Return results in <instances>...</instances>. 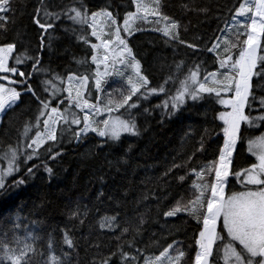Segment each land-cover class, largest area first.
<instances>
[{
	"label": "trees",
	"instance_id": "obj_1",
	"mask_svg": "<svg viewBox=\"0 0 264 264\" xmlns=\"http://www.w3.org/2000/svg\"><path fill=\"white\" fill-rule=\"evenodd\" d=\"M146 2L154 6V0ZM240 2L243 0H168L164 14L178 23L177 34L184 44L163 35L162 29L169 21L156 23L155 16L136 21L132 35L126 38L128 47L139 61L142 74L149 79V86L164 88L163 92L157 91L152 97L146 94V98L141 97L139 101L133 96L132 101L138 103L133 111L115 112L135 122L137 135H124L114 142L89 133L77 140L74 133L81 129L80 124H59L57 133L61 143L52 151L60 155L55 160L47 156L38 160L35 156L28 159L27 143L38 130L44 131V117L39 116L36 97L25 89L31 85L62 114L67 108L71 121L78 111L66 99L68 76H94L97 71L91 60L90 44L95 42L90 36L91 30L87 24H78L64 13L71 16L69 9L84 4L90 15L91 11L106 6L105 10L112 12L121 26L128 13L136 12L137 6L132 0H11L14 11L4 22L10 31L0 30V46L14 44L9 66L31 73V78L28 84L13 86L20 93L18 103L1 119L0 164L6 166V161L15 154L19 171L9 183L33 164L39 168L34 169V177H25V184L0 195V236L10 230L14 222L20 223L23 226L16 234L21 240L29 233L42 237L53 245L49 255L62 259L61 247L67 250L61 243L63 235L71 233L70 238L78 245L72 253V264H93V261L100 264L106 256L111 257L114 264L124 261L144 264L145 260L159 256L173 241H179L174 247L185 251L184 264H193L194 237L199 225L185 212L174 217H165L163 213L175 207L178 201L182 205L194 198L193 184L198 185L201 180L193 173V168L201 172L204 183L212 181L214 172L207 169L217 162L222 145V133L216 127L221 122L215 117L224 109L211 100L186 99L175 114L167 113L171 97L191 87L190 69L202 62L199 79L217 70L215 55L203 49L205 45L211 47L216 38L222 36ZM201 6L207 8L206 14L197 10ZM57 15L58 20L54 19ZM33 17L53 23L54 27L41 29L33 23ZM108 29L109 25L106 32ZM83 39L89 40V44H84ZM188 43L198 47L190 49ZM34 57L39 58L35 67ZM11 78L21 79L18 75ZM89 82L90 100L96 101V92L92 90L94 81ZM118 85L120 81L116 78L109 80L101 99L106 101V93L119 90ZM251 92L252 108H246V114L252 117L253 127L242 125L246 130L244 139L238 140L234 154V165L238 167L257 163L248 154L247 144L264 135V119H258L264 116V107L260 104L264 98V80L253 77ZM165 103L168 109L163 107ZM144 108L149 112H144ZM205 129H209L211 135L205 134ZM202 138L207 151H197ZM44 148L47 143L40 151ZM44 162L52 168L51 173L43 170ZM234 190H240V186ZM17 216L19 221H16ZM169 251L174 256L175 252ZM120 252L125 256L119 257ZM216 264L223 263L216 260Z\"/></svg>",
	"mask_w": 264,
	"mask_h": 264
},
{
	"label": "snow or ice",
	"instance_id": "obj_2",
	"mask_svg": "<svg viewBox=\"0 0 264 264\" xmlns=\"http://www.w3.org/2000/svg\"><path fill=\"white\" fill-rule=\"evenodd\" d=\"M132 3L137 6V12L144 8L139 0H132ZM167 3L168 0H163V2L154 0V6L145 11L148 15L158 18L156 23L161 20L169 21L162 29L163 35L170 41L184 44L185 41L177 34L178 23L170 20V17L164 14L163 9ZM105 7L102 6L99 10L91 11L89 15L84 4H81L79 8L69 9L73 15L69 16L68 12L64 13L68 19L74 20L78 24H87L91 30L90 36L95 41L90 44L91 60L97 66L95 75L73 76L70 74L68 76L69 86L65 88L68 104L84 113L83 127L74 133V138L77 140L82 139L89 132L95 133L102 139L107 137L114 142L119 141L122 133L136 136L135 125L131 120L121 119L119 116L111 114L120 109H124L125 112L135 109L137 101L141 97L146 98V94L164 91L163 87L149 86V79L142 74L140 63L133 57L132 49L126 42V38L132 35L129 19L133 13H128L125 17L122 36L115 15L106 11ZM197 10L207 13V8L204 6ZM12 11L14 10L11 7V0H0V30L3 32L10 31L4 22L10 18L9 13ZM236 17L245 19L241 22ZM59 18L57 15L54 19L58 20ZM233 19L239 25L236 32L229 33L223 39L217 37L211 47L205 45L203 49L215 55L217 70L208 72L202 79H198L202 62L196 68L190 69L191 87H185L174 97H171L170 110L167 113L168 115L175 114L180 106L185 104L186 99L193 102L201 99L211 100L224 109L218 111V115L215 117L221 122L216 127L222 133V145L219 146L218 159L224 161L223 165L218 169L217 162H214L212 167L207 169V171L214 172L210 183H204L201 172L193 168V173L201 180L200 184H193L195 192L192 196L194 198H189L182 205L178 201L175 207H171L163 213L165 217H174L177 213L185 212L196 220L199 228L194 237V264H216V260L210 261V257L214 255L213 249L217 241H220V244L216 249V257L219 258L222 249L223 264H264V137L249 144V151L255 148L259 149L256 154L258 163H251L248 167H238L233 164V152L238 140L244 139L246 131L242 128V124H248L252 120V117L246 114V108L248 110L252 108L250 96L252 95L253 77H260L264 80V41H262V37H264V0H243L238 7L234 8ZM102 22H107L109 25L106 33L100 26ZM33 23L45 30L54 27L53 23L41 22L36 17H33ZM154 30L160 31L161 29ZM83 43L87 45L89 40L83 39ZM114 46H119L118 53ZM187 47L192 49L198 46L188 43ZM234 49L236 50L235 54L233 53ZM13 51V43L0 46V81H8L12 85L28 84L31 73L26 74L15 66H9V57ZM33 59L35 61L33 67H35L39 58L34 57ZM109 61L113 64L125 65L131 69L132 74L127 77V89H112L106 93L105 101L101 99L102 83L104 77L110 73L106 70L102 72L99 69L101 65L106 69ZM17 75L21 78L20 80L11 78ZM90 80L94 81L97 103H92L89 99ZM25 90L36 97L39 116L44 117V131L38 130L35 137L30 138V142L27 143V148L30 150L28 159L35 156L40 160L43 156H47L48 159L55 160L60 153L53 152L52 149L61 143L57 133V124L69 123L68 110L64 109V114H61L57 107L50 106L46 100L41 98L31 85H28ZM133 96L137 97V101H132ZM19 97L20 93L15 88H5L0 83V111H4L6 105L15 104ZM260 104L261 107H264V98H261ZM163 107L168 109L169 105L165 103ZM144 112H149V109L144 108ZM104 113L109 114L108 118L100 121L92 118ZM258 119H264V116L258 117ZM71 123L79 125L81 121L73 116ZM205 134L211 135L210 130L205 129ZM46 143L47 148L41 152L40 150ZM102 146L103 144H101ZM201 149L207 151L203 138L199 142L197 151ZM12 159L15 160V154ZM38 168L37 164H33L32 167L26 169L23 175L14 178L9 183L8 177L14 176L19 171L14 163H10L0 172V195L7 193L9 189L19 188L25 184L27 182L25 177H34L36 174L34 169ZM43 170L48 173L52 172V168L46 162L43 163ZM230 177H233L235 182L240 185V190L229 187L232 183ZM180 179L183 180L184 177L182 176ZM19 220L20 217L17 216L16 221ZM22 226V224L14 222L11 229L0 236V264H72V253L75 252L78 245L74 239L70 238L71 233L63 235L61 243L62 246L66 245L67 250L61 247V259L49 255V250L53 245L44 241L42 237L29 233L24 240H21L16 233ZM72 227L75 228L76 225L73 224ZM9 231L11 237H9ZM179 243V241H173L172 244L163 248L158 257L152 261L145 260L144 264H164V261L161 260L162 257L167 260V264H184L185 251L174 247ZM169 249L175 252L174 256H169ZM118 255L122 258L125 253L120 252ZM100 264H114V262L111 257L106 256L101 259ZM123 264H131V262L124 261Z\"/></svg>",
	"mask_w": 264,
	"mask_h": 264
},
{
	"label": "rangeland",
	"instance_id": "obj_3",
	"mask_svg": "<svg viewBox=\"0 0 264 264\" xmlns=\"http://www.w3.org/2000/svg\"><path fill=\"white\" fill-rule=\"evenodd\" d=\"M139 3L141 4V5H143L144 6V8L140 11V12H137V9H136V12L132 15V17L129 19V26H130V31L132 32L133 31V27H134V25L136 24V21H138L139 19H141V18H151V17H153L152 15H148V13H147V11H145L146 9H149V8H151V6L146 2V0H139ZM236 19L237 20H240L241 22H243L244 21V17H236ZM108 24H107V22H102L101 24H100V26L103 28V30H104V32L106 33V26H107ZM119 27H120V30H121V34L123 35V33H124V22L122 23V25L120 26V25H118ZM239 27V25H237L236 23H235V20L233 19L232 21H231V23L226 27V29L224 30V32L222 33V36H221V39H223L225 36H228L229 35V33H235L236 32V30H237V28ZM241 31H243V29H240ZM115 47V49H116V51H117V53L119 52V46H114ZM13 53H14V51H13ZM13 53L10 55V57H9V61L11 60V57H12V55H13ZM141 66V65H140ZM100 71H107L108 73H110V75H107V76H105L104 77V82L102 83V89L104 90V89H107L109 86H107V83L109 82V80L110 81H112L113 79H115L116 78V80L117 81H120V85H118L119 86V89H121V88H123L124 90H126L127 89V77L129 76V75H131L132 73H131V69L130 68H128V67H125V65H123V64H119V63H115V64H113L111 61H109L108 62V64H107V68L105 69V67L103 66V65H101V67H100V69H99ZM198 79H199V77H198ZM201 79V78H200ZM0 83H2L3 85H4V87L5 88H14L13 86L14 85H12V84H9L8 83V81H0ZM73 83H75V81H73ZM69 86V80L67 81V87ZM114 87V86H113ZM89 88H90V82H89ZM93 91H95V87H94V85H93V89H92ZM91 93H92V91H91ZM108 93V92H107ZM148 96H155V95H157V93H152V94H147ZM91 98V95H89V99ZM90 102H92V103H97V101H92V100H90ZM14 104H10V105H6V107H5V110L4 111H0V123H1V119H2V117H3V114H4V112H6V109L7 108H9V107H11V106H13ZM137 106H138V103H137ZM131 111H133L134 109H130ZM77 111H78V113H77V115L75 116V118H77V119H79L80 121H81V123H80V125H81V128L83 127V115H84V113L83 112H81V111H79L78 109H77ZM60 112V111H59ZM61 113V112H60ZM62 114V113H61ZM108 113H104L103 115H100V116H94V117H92L94 120H96V121H100V120H102V119H104V118H108ZM112 116H117L115 113H112L111 114ZM120 117V116H119ZM121 119H123L122 117H120ZM72 120V119H71ZM126 120V119H125ZM69 122H71V121H69ZM132 123L135 125V122H133L132 121ZM60 123H58L57 124V129H58V125H59ZM243 125V124H242ZM246 125H248L249 127H253L252 126V121H250L248 124H246ZM135 131H136V125H135ZM89 133H92V132H89ZM89 133H87V134H89ZM93 134H95V133H93ZM124 135H131L130 133H122L121 134V136H120V138L122 137V136H124ZM261 137H264V135L263 136H261ZM261 137H258V138H255V139H253V140H251L250 142H248V144H247V151H248V154L252 157V158H254L255 160H256V154L259 152V149L258 148H255V149H253L252 151H249V144L251 143V142H253V141H258ZM105 138H107V137H105ZM238 144V143H237ZM237 147V146H236ZM236 150V149H235ZM235 150H234V152H233V164L235 163L234 162V154H235ZM256 162L258 163V161L256 160ZM10 163H14L15 164V160L13 161V159L10 157L7 161H6V166H2L1 164H0V172H2L3 170H4V168H6V167H8V165L10 164ZM223 163H224V161L223 160H220V159H218L217 160V168L219 169L220 167H221V165H223ZM231 167V166H230ZM18 168V167H17ZM19 169V168H18ZM16 174V173H15ZM14 174V175H15ZM13 176H9L8 177V180H10L11 178H12ZM213 177H214V175H213ZM231 178V177H230ZM237 184V183H236ZM237 185H239V184H237ZM218 228H219V225H218ZM220 244V243H219ZM213 252H214V255H213V257H210V261H212L213 259H215V260H220L222 263H223V252H222V249H221V251H220V254H219V258H217L216 257V247H215V245H214V249H213ZM174 255H175V253H174ZM169 256L171 257L172 256V254L170 253V251H169ZM158 257V256H157ZM156 257H153V258H150L149 259V261H152V260H154ZM161 260H163L164 261V264H167V260H164V258L162 257L161 258ZM194 264V263H193Z\"/></svg>",
	"mask_w": 264,
	"mask_h": 264
},
{
	"label": "flooded vegetation",
	"instance_id": "obj_4",
	"mask_svg": "<svg viewBox=\"0 0 264 264\" xmlns=\"http://www.w3.org/2000/svg\"><path fill=\"white\" fill-rule=\"evenodd\" d=\"M230 180H232V183L229 185L230 188L234 189V188L240 186V185L236 184L235 179L233 177H231ZM218 230H219V228H218ZM219 243H220V241H217V244L215 245L216 249H217V246L219 245Z\"/></svg>",
	"mask_w": 264,
	"mask_h": 264
},
{
	"label": "crops",
	"instance_id": "obj_5",
	"mask_svg": "<svg viewBox=\"0 0 264 264\" xmlns=\"http://www.w3.org/2000/svg\"><path fill=\"white\" fill-rule=\"evenodd\" d=\"M17 103H18V100H17V102H16L13 106H15ZM13 106L7 108L6 111H8V110H9L10 108H12ZM5 113H6V112H4V114H5ZM4 114H3V115H4Z\"/></svg>",
	"mask_w": 264,
	"mask_h": 264
}]
</instances>
